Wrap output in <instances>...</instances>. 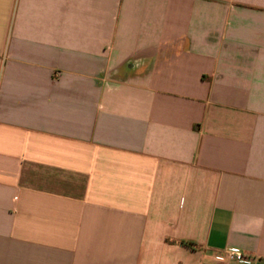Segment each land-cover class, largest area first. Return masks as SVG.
Masks as SVG:
<instances>
[{"label":"crops","instance_id":"1","mask_svg":"<svg viewBox=\"0 0 264 264\" xmlns=\"http://www.w3.org/2000/svg\"><path fill=\"white\" fill-rule=\"evenodd\" d=\"M0 264H264V0H0Z\"/></svg>","mask_w":264,"mask_h":264},{"label":"built area","instance_id":"2","mask_svg":"<svg viewBox=\"0 0 264 264\" xmlns=\"http://www.w3.org/2000/svg\"><path fill=\"white\" fill-rule=\"evenodd\" d=\"M226 259L228 261H249L250 258L239 250L228 249L224 253V257L217 256V260Z\"/></svg>","mask_w":264,"mask_h":264},{"label":"trees","instance_id":"3","mask_svg":"<svg viewBox=\"0 0 264 264\" xmlns=\"http://www.w3.org/2000/svg\"><path fill=\"white\" fill-rule=\"evenodd\" d=\"M185 244H189V243H185ZM189 245H191V244H189Z\"/></svg>","mask_w":264,"mask_h":264}]
</instances>
